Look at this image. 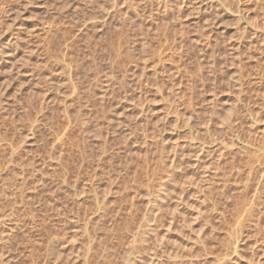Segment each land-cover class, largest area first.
<instances>
[{
    "label": "rangeland",
    "instance_id": "1",
    "mask_svg": "<svg viewBox=\"0 0 264 264\" xmlns=\"http://www.w3.org/2000/svg\"><path fill=\"white\" fill-rule=\"evenodd\" d=\"M239 1L0 0V264H264V186L256 223L238 179L190 226L183 184L211 117L225 173L264 159V0Z\"/></svg>",
    "mask_w": 264,
    "mask_h": 264
},
{
    "label": "bare ground",
    "instance_id": "2",
    "mask_svg": "<svg viewBox=\"0 0 264 264\" xmlns=\"http://www.w3.org/2000/svg\"><path fill=\"white\" fill-rule=\"evenodd\" d=\"M113 1V0H112ZM180 1V0H179ZM226 2V1H225ZM240 1L238 0V3H239ZM167 3V2H166ZM110 4V3H109ZM224 5V4H223ZM94 6V5H93ZM128 6V5H127ZM179 6V5H178ZM100 7V6H99ZM104 7V6H103ZM102 7V8H103ZM113 7V6H112ZM123 7V6H122ZM117 8V7H116ZM158 8V7H157ZM166 8V7H165ZM199 8V7H198ZM217 8V7H216ZM101 9V8H100ZM136 9V8H135ZM137 10V9H136ZM108 11V10H107ZM105 12V11H104ZM157 12V11H156ZM161 12V11H160ZM127 13V12H126ZM138 13V12H137ZM112 14V13H111ZM135 15V14H134ZM129 16V15H128ZM127 16V17H128ZM107 17V16H106ZM207 21V20H206ZM116 22V21H115ZM125 23V22H124ZM102 26V25H101ZM117 29H119V28H117ZM124 34V33H123ZM124 37V36H123ZM122 38V37H121ZM129 38V37H128ZM131 39V38H130ZM125 43V42H124ZM122 44V43H121ZM119 45V44H118ZM109 46H110V44H109ZM112 48V47H111ZM119 48V47H118ZM107 49V48H106ZM110 49V48H109ZM124 51V50H123ZM125 52V51H124ZM119 55V54H118ZM122 57H124V56H122ZM156 72V71H155ZM261 73V72H260ZM108 74V73H107ZM257 75V74H256ZM109 76V75H108ZM157 76V75H156ZM109 79V78H108ZM241 80V79H240ZM239 80V81H240ZM112 82V81H111ZM126 82V81H125ZM249 82V81H248ZM234 83H236V82H234ZM240 83V82H239ZM127 84V83H126ZM254 84V83H253ZM263 84V83H262ZM110 85V84H109ZM239 85V84H238ZM111 86H113V85H111ZM240 87H242V85H239ZM115 87V86H114ZM172 87V86H171ZM174 87V86H173ZM112 88V87H111ZM239 88V87H238ZM115 90V89H114ZM240 90H242L241 88L239 89V91ZM107 92V91H106ZM105 92V93H106ZM118 92V91H117ZM127 92V91H126ZM212 92H214V91H212ZM242 92V91H241ZM264 93V92H263ZM44 98V97H43ZM42 99V98H41ZM43 102V101H42ZM87 102V101H86ZM238 103V101H235V103ZM79 103V102H78ZM233 103V102H232ZM239 104H241V103H239ZM238 104V105H239ZM7 105V104H6ZM236 105V104H235ZM214 107V106H213ZM32 108V107H31ZM233 108V107H232ZM238 108V107H237ZM240 108V107H239ZM234 109V108H233ZM142 111V110H141ZM206 111V110H205ZM229 111V110H228ZM234 111H236V110H234ZM233 112V110H231L229 113L231 114ZM1 113V112H0ZM199 113V112H198ZM204 113V112H203ZM228 113V112H227ZM97 114V113H96ZM102 114V113H101ZM230 114H227V115H229V116H227V118L228 119H230ZM233 114V113H232ZM42 116V115H41ZM96 116V115H95ZM100 116V115H99ZM217 116V115H216ZM234 116V115H233ZM97 117V116H96ZM215 117V116H214ZM236 117V116H235ZM201 118V117H200ZM227 118H225V120L227 119ZM11 119H12V117H11ZM10 119V120H11ZM199 119V118H198ZM207 119V118H206ZM211 119H213L212 117H211ZM210 119V121L208 120V122L209 123H206L207 124V126H206V124H204L203 126H202V128L204 127V126H206V128L205 129H203V130H201V131H198V132H196V135L197 136H194L195 138H193V137H190L191 139H190V143H188L189 145H186L188 148L190 147V148H192V149H195V155H196V160H194V163H193V168H194V171L195 172H198V173H200L201 175H200V179L199 178H197V177H195V175H193V176H190L189 177V179H188V181H184L183 182V184L186 182V186H187V188H189V190H191L192 192H193V196L195 195L196 197H198V196H200V197H202L203 199H202V201L200 200V199H198V200H200L199 202V205H198V207L196 206V207H191V208H189L190 206L187 204L188 202H186V200H188V199H185V197L184 198H180V203H183L184 205H185V203H186V205H187V207H188V210H189V212H190V210H193L194 209V212L196 211L197 213H196V215H195V213L193 212H191V222H190V226H191V223H197V220H198V218L201 216V214H203L205 211H203V213L201 212L202 211V208H200V207H203V206H205L204 205V203H205V201L207 200V198H209V196L210 195H208V194H212V190L213 189H215L214 187H213V185H214V182L217 180V181H220V183H221V192H220V199H222V200H224V199H226L227 197L229 198V196H227L229 193H230V187H228L229 185H231V184H234V183H236V181H238V179H240V181H241V183H242V185H241V190L240 191H242L243 192V194L242 195H244V193H249L250 195H251V198H250V196L248 197V199H246L245 200V198H244V202L242 203V205H241V215H239V227L243 224V223H245V222H252L253 220H255L256 221V217L258 216L257 214H255L256 213V207H257V205H261L260 203H259V201L261 200V198L259 197V193H261V187L262 186H264L263 184L261 185V183L260 182H258V183H254L253 182V176H255L256 174H261V175H259L260 176V181H261V179H262V177L261 176H263L264 175V159H260V157H258V156H256L255 157V152H254V150H256V149H254V147L252 148V147H250V146H253V144L251 145L249 142H250V140L248 141V143L250 144V145H248V146H246V145H244L245 147H243L242 149L243 150H241L242 151V153H243V157H244V159H245V164L243 165V167L241 168V167H237V166H233V164H231L232 166L230 167V166H228V167H230V168H228V169H230V171H228L227 173H225L226 171H224V169L226 168V167H224L223 165L222 166H220V162L227 156V154H229L228 153V151L230 152V150H232L231 148H229L230 146V144L232 143L231 141H230V143L228 142L229 140L228 139H226L227 138V136L229 137V135L227 134V136H226V133H223V134H225V137L224 136H222V133L220 134L221 136H218V134L217 133H215V130H217V127L219 128V124H217V122L215 123L216 125H217V127H215V124H213L214 122L212 121ZM226 120V121H224V120H222V124L223 123H225V122H229L230 120ZM232 119V118H231ZM235 119V118H234ZM42 120V119H41ZM199 120H201V119H199ZM216 120V119H215ZM237 120V119H236ZM240 120V122H242L241 121V119L239 118L237 121H239ZM111 121V120H110ZM235 121V120H234ZM233 120H231V122L232 123H234V124H236L235 122H234ZM14 122V121H13ZM207 122V121H206ZM227 122V123H228ZM188 123V122H187ZM227 123H225V125L227 124ZM231 123V124H232ZM37 124V123H36ZM40 124V123H39ZM72 124V123H71ZM189 124V123H188ZM203 124V123H202ZM221 124V125H222ZM229 124V123H228ZM234 124H233V126L232 127H229V130H234ZM237 124H239V122H237ZM236 124V125H237ZM70 125V124H69ZM193 126H194V124H192ZM198 125V124H197ZM213 125H214V128H216V129H211V127H213ZM235 125V126H236ZM241 125V124H240ZM74 126V125H73ZM193 126H192V128H193ZM223 126H224V124H223ZM223 126L221 127V129L223 128ZM227 126H230V124L229 125H226V127ZM191 127V126H190ZM190 127H189V129H190ZM242 127V126H241ZM192 128L190 129V130H192ZM237 128H238V126H237ZM198 129V128H197ZM226 130H227V128H225ZM86 130V129H85ZM224 130V129H223ZM223 130H220V131H222V132H224ZM225 130V132H227ZM237 130V129H236ZM84 131V130H83ZM214 131V132H213ZM217 131H219V129L217 130ZM189 132H191V131H189ZM233 131H231V133H232ZM242 132V131H241ZM193 133V132H192ZM198 133L200 134V135H198ZM220 133V132H219ZM230 133V134H231ZM234 133H235V131H234ZM194 135H195V131H194V133H193ZM193 134H191V135H193ZM125 135V134H124ZM190 135V136H191ZM232 136V135H231ZM129 138V137H128ZM84 140V139H83ZM226 140H228V141H226ZM232 140V139H231ZM132 141V140H131ZM235 141V140H234ZM161 142V141H160ZM238 142V141H237ZM60 143V142H59ZM85 143V142H84ZM229 143V144H228ZM236 142H234L232 145H234ZM89 144V143H88ZM243 144V143H242ZM178 145V144H177ZM236 145V144H235ZM56 146V145H55ZM80 146V145H79ZM174 146H176V145H174ZM238 146V145H237ZM237 146H235V147H237ZM241 146V145H240ZM58 147V146H57ZM77 147V146H76ZM163 147V146H162ZM176 147H179V146H176ZM175 150L173 151V155H172V167H173V169L175 170L176 168H177V160H178V156H177V149L178 148H175V147H173ZM172 148V149H173ZM54 149V148H53ZM55 150V149H54ZM58 150V149H57ZM64 150V149H63ZM76 150V149H75ZM82 150V149H81ZM171 150V149H170ZM190 150V149H189ZM168 151V150H167ZM193 151V150H192ZM258 151V150H257ZM58 152V151H57ZM67 152H68V150H67ZM56 153V152H55ZM70 153V152H69ZM169 153H170V151H169ZM241 152H239L238 151V154H240ZM71 154V153H70ZM75 154V153H74ZM86 154V153H85ZM172 154V153H171ZM258 154V153H257ZM51 155V154H50ZM69 155V154H68ZM161 155V154H160ZM188 155H189V153H188ZM241 156H242V154H240ZM84 155L82 154L81 155V157H83ZM86 156V155H85ZM84 156V157H85ZM13 157V156H12ZM56 157V156H55ZM80 157V156H79ZM89 156H86V158H88ZM97 157V156H96ZM101 157V156H100ZM169 157H170V155H169ZM181 157V156H180ZM63 158H65L64 157V155H61V158H59V159H61V163H63L64 162V160H63ZM91 158V157H90ZM68 159V158H67ZM83 159H85V158H83ZM89 159V158H88ZM87 159V160H88ZM162 159V158H161ZM80 160V159H79ZM86 160V159H85ZM104 160V159H103ZM164 160V159H163ZM182 160V159H181ZM63 161V162H62ZM68 161V160H67ZM84 161V160H83ZM58 163V164H61V163ZM183 162V161H182ZM223 162V161H222ZM244 162V161H243ZM66 163V162H65ZM87 163V162H86ZM29 164V163H28ZM226 164V163H225ZM224 164V165H225ZM70 165H72V164H70ZM69 165V166H70ZM242 165V164H241ZM63 166H66L65 164L63 165ZM63 166L61 167L62 169H63ZM55 167V166H54ZM169 167H170V165H169ZM182 167V166H181ZM68 168V167H67ZM90 168V167H89ZM179 168V167H178ZM224 168V169H223ZM60 169V168H59ZM99 169V168H98ZM181 169V168H180ZM227 169V170H228ZM73 170V169H72ZM172 170V169H171ZM62 171V170H61ZM64 171V170H63ZM62 171V172H63ZM80 171V170H79ZM192 171V170H191ZM30 172V171H29ZM39 172V171H38ZM175 172V171H174ZM31 173V172H30ZM65 173V172H64ZM82 173V172H81ZM32 174V173H31ZM40 174V173H39ZM50 174V173H49ZM52 174V173H51ZM66 174V173H65ZM80 174V173H79ZM171 174V173H170ZM41 175V174H40ZM60 175V174H59ZM58 175V176H59ZM23 176V175H22ZM22 176H20V177H22ZM62 176V175H61ZM60 176V177H61ZM88 176V175H87ZM24 177V176H23ZM54 177V176H53ZM63 178V180L61 181V179H60V183L62 184V186H64V187H67L70 183H68L69 181H68V179H67V176H62ZM41 178V177H40ZM39 178V179H40ZM43 178V177H42ZM42 178H41V180H40V185H43L44 184V181L42 182ZM95 178V177H94ZM171 178H172V176H171ZM187 178V177H186ZM33 179V178H32ZM264 179V178H263ZM166 180V179H165ZM176 180V179H175ZM53 181V180H52ZM71 181H73V180H71ZM172 181V180H171ZM171 181H169V182H167V180H166V182L167 183H170ZM216 181V182H217ZM173 182V181H172ZM215 182V183H216ZM49 183V182H48ZM157 183H159V182H157ZM60 184V185H61ZM172 184V183H171ZM19 185V184H18ZM160 185V184H159ZM161 185H163L162 183H161ZM165 185V184H164ZM169 184H166V186H168ZM173 185V184H172ZM218 185V184H217ZM237 185V184H236ZM20 186V185H19ZM31 186H33V185H31ZM31 186H29V187H31ZM39 186V185H38ZM57 186V185H56ZM83 186V185H82ZM164 187V191H166L165 189H167V187ZM184 186V185H183ZM238 186V185H237ZM240 186V185H239ZM16 187V186H15ZM24 187V186H23ZM58 187V186H57ZM160 187V186H159ZM171 187H173V186H171ZM219 187V186H218ZM217 187V188H218ZM28 188V187H27ZM161 188H163V186L161 187ZM160 188V189H161ZM239 188V187H238ZM263 188V187H262ZM20 189V188H19ZM48 189V188H47ZM157 189V188H156ZM183 189V188H182ZM186 189V188H185ZM163 190V189H162ZM161 190V191H162ZM250 190H252V193L250 192ZM16 191V190H15ZM19 191V190H18ZM30 191V190H29ZM37 191H38V189H37ZM160 191V192H161ZM185 191V190H184ZM190 191V192H191ZM213 191H215V190H213ZM232 191V190H231ZM23 192V191H22ZM21 192V193H22ZM163 192V191H162ZM187 192V191H186ZM263 192V191H262ZM40 193V192H39ZM165 193V192H164ZM83 194V193H82ZM185 194V193H184ZM15 195V194H14ZM47 195V194H46ZM58 195V194H57ZM166 195V194H165ZM192 195V194H191ZM261 195V194H260ZM29 196V195H28ZM54 196V195H53ZM262 196V195H261ZM46 197V196H45ZM159 197V196H158ZM168 197V196H167ZM191 197V196H190ZM219 197V196H218ZM247 197V196H246ZM36 199V198H35ZM38 199V198H37ZM43 199V198H42ZM55 199V198H54ZM184 199V200H183ZM220 199H219V201H220ZM21 200V199H20ZM24 200V199H23ZM22 200V201H23ZM230 200V199H229ZM228 200V201H229ZM240 201H241V199H239ZM14 201V200H13ZM32 201V200H31ZM212 201V200H211ZM235 201V200H234ZM28 202V201H27ZM48 202V201H47ZM69 202H71V201H69ZM155 202V201H154ZM224 202H227V201H224ZM23 203V202H22ZM46 203V202H45ZM45 203H43L45 206H46V204ZM50 203V202H49ZM48 203V204H49ZM235 203H236V201H235ZM258 203V204H257ZM105 204V203H104ZM177 204V203H176ZM181 205V204H180ZM191 205V204H190ZM237 205V204H236ZM42 206V205H41ZM48 206V205H47ZM47 206H46V208H47ZM49 206L50 207H52L53 205H51V204H49ZM65 206V205H64ZM153 206V205H152ZM43 207V206H42ZM259 207V206H258ZM19 208V207H18ZM27 208V207H26ZM31 208V207H30ZM157 208V207H156ZM159 208H160V206H159ZM260 208V207H259ZM259 208H258V210H259ZM261 208H262V206H261ZM48 209V208H47ZM47 209H45V210H47ZM63 209H64V207H63ZM184 209V208H183ZM51 210H53V209H51ZM187 210V211H188ZM261 210V209H260ZM259 210V211H260ZM264 209H262V211H263ZM176 211V210H175ZM31 212V211H30ZM13 213V212H12ZM47 213V212H46ZM176 213V212H175ZM177 213H178V211H177ZM264 213V212H263ZM81 214V213H80ZM189 214V217H190V213H188ZM188 214L185 216H183L184 217V220H186V218H188ZM261 214H262V212H261ZM11 215V214H10ZM43 215V214H42ZM51 215V214H50ZM67 215V214H66ZM79 215V214H78ZM178 215V214H177ZM257 215V216H256ZM52 216V215H51ZM77 216V215H76ZM182 216V215H181ZM204 216V215H203ZM260 216H262V215H260ZM1 217V216H0ZM7 217V216H6ZM61 217V216H60ZM4 218V217H3ZM36 218V217H35ZM161 218V217H160ZM159 218V219H160ZM178 218V217H177ZM181 218V217H180ZM206 218V217H205ZM258 219H259V216L257 217ZM38 219V218H37ZM189 219V218H188ZM257 219V220H258ZM260 219H262V217L260 218ZM259 219V220H260ZM8 220V219H7ZM58 220V219H57ZM174 220V219H173ZM176 220V219H175ZM184 220L183 221H181V222H184ZM1 221V220H0ZM5 221V220H4ZM179 221V220H178ZM188 221V220H187ZM186 221V222H187ZM255 221H253L254 223H256ZM2 222H3V220H2ZM6 222V221H5ZM15 222V221H14ZM259 222V221H258ZM261 222V221H260ZM8 223V222H7ZM188 223H189V221H188ZM188 223H186V224H188ZM19 224V223H18ZM144 224V223H143ZM178 224V223H177ZM210 224V223H209ZM66 225V224H65ZM16 226V225H15ZM188 227H189V225H187ZM203 226V225H202ZM258 226V225H257ZM14 227V226H13ZM38 227V226H37ZM63 227V226H62ZM204 227V226H203ZM15 228V227H14ZM142 228H144V227H142ZM145 228H146V226H145ZM192 228V227H191ZM206 228V227H205ZM87 229V228H86ZM113 229V228H112ZM45 230H46V228H45ZM74 230V229H73ZM114 230V229H113ZM195 230H196V228H195ZM47 231V230H46ZM116 231V230H115ZM188 231V230H187ZM201 231V230H200ZM203 231V230H202ZM201 231V232H202ZM191 232V231H190ZM201 232H199L200 234H201ZM206 232V231H205ZM43 233V232H42ZM182 233V232H181ZM184 233V232H183ZM195 233V232H194ZM198 233V234H199ZM211 233V232H210ZM138 234V233H137ZM199 234V235H200ZM206 234V233H205ZM195 235H197V234H195ZM198 235V236H199ZM195 237V236H194ZM200 238H201V236H199ZM108 238V237H107ZM48 240V239H47ZM133 240V239H132ZM202 241H203V237H202ZM205 241V240H204ZM203 241V242H204ZM174 242V241H173ZM198 242V241H197ZM200 242H201V239H200ZM163 243V242H162ZM179 243V242H178ZM178 243H176L177 245H179ZM202 243V242H201ZM206 243V242H205ZM203 244V243H202ZM202 244H200V246L202 245ZM109 245V244H108ZM131 245V244H130ZM203 245H205V244H203ZM203 245H202V247H203ZM51 246V245H50ZM148 246V245H147ZM176 246V245H175ZM180 246V245H179ZM182 246V245H181ZM134 247H135V245H134ZM134 247H133V249H134ZM178 247V246H177ZM176 247V248H177ZM181 247H179V249H180ZM127 249V248H126ZM199 249H201V248H199ZM110 250V249H109ZM147 250V249H146ZM150 250V249H149ZM177 251H178V249H176ZM183 250V249H182ZM105 251V250H104ZM108 251V250H107ZM130 251H131V249H130ZM138 251V250H137ZM143 251H144V249H143ZM167 251V250H166ZM165 251V252H166ZM79 252V251H78ZM112 252V251H111ZM142 252V251H141ZM172 252V251H171ZM179 252H180V254L178 253V255H181V251L179 250ZM196 252V251H195ZM206 252V251H205ZM107 253V252H106ZM176 253V252H175ZM200 253V252H199ZM110 254V253H109ZM147 254V253H146ZM183 254V253H182ZM133 255V254H132ZM148 255V254H147ZM158 255V254H157ZM194 255V254H193ZM97 256V255H96ZM161 256V255H160ZM160 256H158L159 257V259L161 258ZM170 256V255H169ZM177 256V255H176ZM190 256H192V255H190ZM144 257V256H143ZM157 257V256H156ZM165 257V256H164ZM167 257V256H166ZM86 258V257H85ZM128 258V257H127ZM145 258H148V257H145ZM174 258V257H173ZM172 258V259H173ZM177 258H178V256H177ZM157 258H155V260H156ZM170 259V262L172 261L171 260V258H169ZM180 261L181 260H183L181 257H179L178 258ZM177 259V260H178ZM77 260V259H76ZM128 260V259H127ZM152 260V259H151ZM158 260V259H157ZM174 260H176V257H175V259ZM173 260V261H174ZM89 261V260H88ZM148 261V260H147ZM150 262H152V261H150ZM175 262V261H174ZM129 263V262H128ZM137 263V262H136ZM172 263V262H171ZM177 263V262H176ZM192 263H193V261H192ZM91 264V263H90ZM166 264V263H165ZM173 264V263H172ZM190 264V263H189Z\"/></svg>",
    "mask_w": 264,
    "mask_h": 264
}]
</instances>
